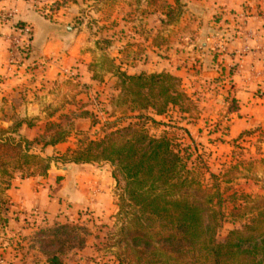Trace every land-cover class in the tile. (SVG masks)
Segmentation results:
<instances>
[{
    "label": "crops",
    "instance_id": "crops-1",
    "mask_svg": "<svg viewBox=\"0 0 264 264\" xmlns=\"http://www.w3.org/2000/svg\"><path fill=\"white\" fill-rule=\"evenodd\" d=\"M169 4L173 5L174 0ZM2 6L15 8V21L29 25L32 36L29 52L13 65L12 59L19 57L13 45L22 38L0 23V127L15 125L18 128L14 135L33 141L48 122H63L58 115L73 109L64 102L52 111L46 103L60 100L57 87L68 64L80 66L88 57L83 32L69 24L70 13H75L73 8L65 12L60 7L51 17L48 12L37 10L32 0H0ZM157 14L158 23L164 24L165 15ZM186 20V36L175 35L170 45L192 51L198 59L193 62L200 76L222 79V93L230 96L233 103L229 108L231 135L250 128L258 130L264 157V0H186L180 23L169 27L186 25ZM141 39L134 40L141 52L166 49L165 39L153 40L148 35ZM178 51H174L175 56L171 54L170 64L156 58L149 66L122 69L128 74L165 71L180 75L184 68L177 63L184 53ZM74 118L77 131L91 124L89 118ZM73 147V138L68 137L54 145L40 143L35 149L42 156H52ZM114 187L115 178L108 163H71L60 168L52 164L45 176L13 177L1 194L0 264H48L36 243L39 230L72 222H85L89 227L99 218L111 217L118 210ZM88 249L86 246L77 252Z\"/></svg>",
    "mask_w": 264,
    "mask_h": 264
},
{
    "label": "rangeland",
    "instance_id": "rangeland-1",
    "mask_svg": "<svg viewBox=\"0 0 264 264\" xmlns=\"http://www.w3.org/2000/svg\"><path fill=\"white\" fill-rule=\"evenodd\" d=\"M169 1L157 0L152 4L149 0H32L37 10L48 12L51 17L60 7L65 8V12L75 9V13H70L69 24L80 27L84 48L88 54L80 66L68 64L64 71L65 77L57 87L60 100L46 103L47 109L52 111L64 102L73 106V109L58 115V119H63V122H48L39 136L50 140L59 133H67L66 137H72L74 143V147L68 151L129 125L144 128L153 137L166 136L172 139L176 148L187 159L192 174L211 192L218 194L214 203L226 215L217 234L218 241L222 242L230 230L247 223L246 218L235 219L230 214L234 204L243 207L245 203L242 199L245 194L253 197L264 196V157L260 152L262 134L250 128L240 134L231 135L229 108L233 103L230 96L222 93V79L215 77L212 80L200 76L198 67L195 66L196 69L193 62L198 59L192 56V51L187 52L186 48L170 45L175 40V35L178 34L181 38L186 36L187 20L184 21L186 25L169 27L180 21L186 0H179L181 13L178 14L180 11L177 9L173 22L158 23L160 14L157 13L164 15L163 10ZM143 15L144 18L141 19L140 16ZM146 35L153 40L158 37L167 40L163 42L166 49L141 52L134 40H142ZM174 51H178V54L180 51L184 53L182 59L178 60L180 63H177L184 69L180 75H176L181 78V90L186 95L181 108L172 107L168 113L156 115L152 109L133 111L129 105L116 102L120 93L115 76L118 69L124 71L123 69L129 67L138 68L142 64L149 66L154 64L156 58L170 64ZM86 112V118L90 119L91 124L85 129L75 130L74 115ZM17 128L15 125L9 128L0 127V139L20 140L21 137L14 135ZM38 138L30 141L29 150L41 155L35 149L36 145L42 143L37 141ZM68 151L56 152L50 157L68 156ZM52 164L60 168L71 163L61 159L52 161L50 167ZM108 164L114 172V167ZM10 171L13 177L40 174L36 165L24 170L14 169L12 166ZM114 195L118 210L111 217L99 218L89 227L85 222L71 223L83 226L88 231V235L82 231L78 234L85 237L84 247L89 246V249L79 253L77 251L84 247L66 248L65 261H73L75 264H120L115 256V235L122 224L120 208L122 199L125 198L124 181L121 178L118 181L115 179ZM78 260H82L81 263Z\"/></svg>",
    "mask_w": 264,
    "mask_h": 264
},
{
    "label": "trees",
    "instance_id": "trees-1",
    "mask_svg": "<svg viewBox=\"0 0 264 264\" xmlns=\"http://www.w3.org/2000/svg\"><path fill=\"white\" fill-rule=\"evenodd\" d=\"M180 8L179 0L167 4L165 22H173ZM115 76L120 91L116 102L133 111L152 109L156 115H164L185 102L182 80L170 72L128 74L118 69ZM66 136L59 133L47 140L41 135L37 141L54 145ZM30 144L24 138L0 139V204L1 194L13 178L12 166L24 170L36 165L45 176L52 161L107 162L114 167V178L124 181L122 224L115 235V256L120 264H264V196L245 194L243 207L234 204L230 214L235 219L246 218L247 223L230 230L219 242L217 234L226 215L214 203L218 194L192 174L172 139L153 137L144 128L129 125L85 142L68 151V156L43 157L30 152ZM223 202L222 198V208ZM79 231L89 234L83 226L71 223L39 230L36 243L48 264H65L66 248L85 246Z\"/></svg>",
    "mask_w": 264,
    "mask_h": 264
},
{
    "label": "built area",
    "instance_id": "built-area-1",
    "mask_svg": "<svg viewBox=\"0 0 264 264\" xmlns=\"http://www.w3.org/2000/svg\"><path fill=\"white\" fill-rule=\"evenodd\" d=\"M16 9L0 7V23L6 25L11 30L19 33L22 39H16L13 47L18 51L19 57L12 59V64L16 65L30 50L32 29L29 25H20L15 21Z\"/></svg>",
    "mask_w": 264,
    "mask_h": 264
}]
</instances>
